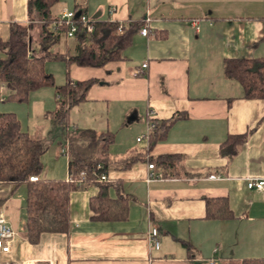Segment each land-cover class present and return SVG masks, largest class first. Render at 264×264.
<instances>
[{"label":"crops","instance_id":"obj_1","mask_svg":"<svg viewBox=\"0 0 264 264\" xmlns=\"http://www.w3.org/2000/svg\"><path fill=\"white\" fill-rule=\"evenodd\" d=\"M78 5L95 20L141 21L142 26L148 17V35L139 33L140 26L123 60L103 67L65 66L72 81L99 79L70 108L67 124L50 116L57 97L46 87L30 94L26 108H18L5 99L11 88L0 82V113L24 111V121L18 118L21 128L48 142L41 178L66 180L73 149L84 157L102 155L107 182L119 183L128 197V218H92L89 199L98 187L85 185L70 193L68 232L42 233L30 243L25 186L0 182V214L17 232L10 251L0 252V264H242L264 259V189L247 187L250 179L264 178V99L245 98L240 83L223 72L227 58L264 57V0H59L51 11L59 16ZM29 21L28 0H0V40L8 38L12 23L26 26ZM31 31L37 45L40 25ZM60 45L74 52L71 38ZM144 63V73L134 75ZM176 112L185 117L146 153V141L136 138L146 132L150 118L161 121ZM106 133L114 138L104 153L97 137ZM238 134L246 138L237 152L222 154V142ZM161 154L180 156L170 171L175 175L152 179L147 159ZM135 156L143 159L122 167L123 160ZM117 194L110 186L109 197ZM208 198H225L232 216L204 218ZM153 227L159 232L158 249L150 247Z\"/></svg>","mask_w":264,"mask_h":264},{"label":"trees","instance_id":"obj_2","mask_svg":"<svg viewBox=\"0 0 264 264\" xmlns=\"http://www.w3.org/2000/svg\"><path fill=\"white\" fill-rule=\"evenodd\" d=\"M59 0H28L29 23L26 26L12 23L5 41L0 40V82L11 88L7 101L25 103L33 91L51 86L58 95L55 108L50 116L61 124L68 123L70 108L85 98L88 89L99 81L96 78L72 81L66 76L63 84L56 85L53 74L45 70L49 60H63L66 67L75 64L80 67H103L110 61L125 59L124 51L130 46L132 36L141 26V21L123 24L118 32L119 22L112 20H94V28L87 32L85 25L76 20L77 29L72 37L75 41L74 52L68 54L57 50L65 39L68 26L63 22L57 29L52 28L56 22L51 8ZM40 25L39 42H31V30L35 24ZM57 46V47H56ZM56 47V48H54ZM224 76L240 83L243 96L248 99H264V57L227 58L224 60ZM185 117L176 112L168 119L156 121L149 135L146 153L153 144L165 138L173 123ZM95 138V135H92ZM113 134L106 133L97 137L101 152L107 153L113 143ZM246 134L229 135L222 142L221 153L232 156L238 146L245 141ZM49 148L48 142L34 138L21 128L20 120L13 112L0 113V182L11 183L14 188L24 185L26 189V231L25 237L30 243H36L42 233H65L70 228V193L83 189L64 179H47L39 177L29 181V176L40 175L43 171L41 158ZM141 156L123 160V168L129 167ZM180 156L161 154L149 157L156 169L163 172L165 178L172 177L171 169L175 167ZM97 163L103 164L102 171L107 173L105 158L84 157L76 149L68 163V173L77 176L86 170L88 179L90 171ZM98 192L90 197L89 204L93 211L92 218L100 220L124 221L128 218V197L120 191L119 183L98 182ZM117 190V197L108 195L110 186ZM232 216L225 198H208L205 205L206 219H227ZM189 248V242L178 239ZM242 264H264V259H245Z\"/></svg>","mask_w":264,"mask_h":264},{"label":"built area","instance_id":"obj_3","mask_svg":"<svg viewBox=\"0 0 264 264\" xmlns=\"http://www.w3.org/2000/svg\"><path fill=\"white\" fill-rule=\"evenodd\" d=\"M76 20H79L83 25H85V29L87 32H91L94 28V20L90 16H88L80 5H78L77 8L74 10H63L61 14L58 16V19L56 22L52 23V28L57 29L58 26L61 25V23H65L68 26V29L66 33L64 34V37L66 40L73 37L76 29H77V23ZM149 18H145V24H143L139 28V33L143 36L148 35V26L146 22H148ZM122 23H119L118 26V32H122ZM147 64H142V67L139 69H135L133 71V74L136 76H141L144 73V68H146ZM152 115V112H150V116ZM155 122L150 118V120L147 123L146 132L139 135L136 140L138 142L146 141V144L148 145L149 135L154 127ZM147 167L150 170V178L152 179H163L165 178L163 176V172L160 169H156L152 162H147ZM103 164L97 163L96 166L90 171L91 178L88 179V173L86 170H81L77 176H73L72 174H68L67 181L73 182L77 186H85L93 183L98 182H107L108 177L107 173L102 171ZM39 180L38 175H31L29 176V181H37ZM247 187L250 190H256V191H262L264 189V178H256V179H250L247 182ZM17 236V232L12 228V226L8 223L6 218L3 216V214H0V252L1 253H8L10 251V244L14 237ZM150 237V247L152 249H158L160 246L159 241V232L156 227L151 228L149 232ZM6 264V263H5ZM208 264H216L214 260H210Z\"/></svg>","mask_w":264,"mask_h":264},{"label":"rangeland","instance_id":"obj_4","mask_svg":"<svg viewBox=\"0 0 264 264\" xmlns=\"http://www.w3.org/2000/svg\"><path fill=\"white\" fill-rule=\"evenodd\" d=\"M31 34H32V31H31ZM68 40H70V39H68ZM71 40H74V39H72L71 38ZM73 42V41H72ZM57 47V46H56ZM56 47H54V48H56ZM57 50H59V51H63V46L62 45H60L58 48H57ZM45 70L47 71V72H49V73H51V74H53V76H54V80H55V84L56 85H60V84H63L64 82H65V76H66V73H65V65H64V61L63 60H49V61H46V63H45ZM46 88H48V89H50V91L53 93V90H54V88L53 87H51V86H48V87H46ZM41 90H42V88H40ZM57 98H58V95L56 96ZM28 102V101H27ZM27 102H25V103H17V102H13V101H11V104H14V106H17L18 108H19V106H20V104L22 105V107L24 108V106H25V108H26V103ZM16 104H18V105H16ZM55 105H56V102H55ZM18 112H19V110H18ZM19 115V116H18ZM17 116H18V118L20 119L21 118V120L22 121H24V119H25V117H26V113H24V111L23 112H19V114H18ZM25 115V116H24ZM100 156V155H99ZM23 188V187H22ZM24 190V189H23Z\"/></svg>","mask_w":264,"mask_h":264}]
</instances>
